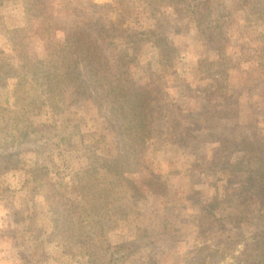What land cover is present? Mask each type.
<instances>
[{"label":"rangeland","instance_id":"1","mask_svg":"<svg viewBox=\"0 0 264 264\" xmlns=\"http://www.w3.org/2000/svg\"><path fill=\"white\" fill-rule=\"evenodd\" d=\"M181 5L0 0V264H249L258 254L264 194L238 190L246 169L264 167V12L246 0H202L197 15ZM96 19L120 32L99 43L110 69L126 52L122 83L153 89L141 159L103 184L91 177L98 157L124 158L136 139L106 95L111 73L93 76L87 54L64 43V30L91 32ZM59 48L77 85L53 73ZM154 180L167 188L151 191Z\"/></svg>","mask_w":264,"mask_h":264},{"label":"trees","instance_id":"2","mask_svg":"<svg viewBox=\"0 0 264 264\" xmlns=\"http://www.w3.org/2000/svg\"><path fill=\"white\" fill-rule=\"evenodd\" d=\"M178 1L182 2L181 6L185 13L189 12L188 14L193 13L197 15L202 0ZM246 1L248 2V6H250V10H252L254 13H257V11L259 13L264 12V8H258L259 6H264V0ZM206 15L204 16L205 19ZM202 16H199L201 17V21L203 20ZM201 21L199 25H201ZM19 31V29H14L12 32L19 33ZM64 32L65 45H72V51H79L81 53L87 54V62L89 64V67L91 68V74H94L93 76L101 79L102 75L111 73L112 81L106 82L104 80L103 83L104 86L108 85L106 95L112 99L111 101L113 107L118 111L117 114L119 113L120 115H124L123 117L127 119V128L130 129L132 135L136 139L134 140V146L130 145L128 146L129 148H126L124 146V158H120V156H112L111 158L99 156L98 158L100 159V162H96L97 166H94V168L91 169V172H94L95 174L91 177H93V180L95 182H98L100 184H103V180H108V182L114 183L116 180L121 181L122 179H127L126 177L128 176L125 175V170L127 169V166L131 164V161H129L128 159L131 158L132 163L139 162L143 153L142 149L144 147L143 143L146 140V134L152 127V118L148 103L153 89L147 83L136 84V82L132 81L130 78H127L126 82L122 83L123 76L126 73V70H123V68H127V65L129 64V61H126V52H123L122 54L120 53V55L118 54L120 67L115 66L110 69L109 59L105 54L101 52L99 43H104L107 40H112L113 38H115L117 35L115 34V32H117L118 34L120 33L117 29H114V27L106 29V25L96 19L93 23V29L91 32L84 30L82 26L78 25H75L72 29L64 30ZM129 41L132 45L136 43V40L134 39H131ZM64 52L65 51L63 48L57 49V54H55L56 58L52 60L51 68L53 70V73L59 74L58 81H62L66 85H77L76 76H74L73 74V67L76 64V61L68 62L65 59L66 56ZM55 87L56 89L54 91H58L59 89H61L60 87ZM51 91L53 92V90ZM50 105L53 106L52 102ZM247 144L248 141L244 140L243 138V142L242 144H240L242 147L241 150L246 149ZM89 171L90 170H86V172ZM262 173H264V167H262V164L260 166L258 164L254 168L251 167L246 169V176L242 180L243 183L241 185V189L238 190L240 191L238 193L240 199L247 196L250 200L249 193H251V190H260V196L264 194V177H259L260 175H262ZM128 181L131 182L130 180ZM158 182L160 181L154 180V185L148 182L146 183V185L151 191L154 192H159V188L161 187H163L164 190L165 188H167L162 182V185ZM259 201L262 202L261 200ZM207 214H209L210 218L213 217L211 216L213 214L211 213V210H208ZM213 219L215 218L213 217ZM215 222L221 223L219 219H215ZM233 222L234 224L239 223V219L234 218ZM224 225L225 223L221 224L220 226L221 232H223L226 228V226ZM253 234H258L259 236V238L257 237L255 239L253 250L260 251L257 255H252L253 258L249 262V264H264V230L254 232ZM228 237L230 238V235Z\"/></svg>","mask_w":264,"mask_h":264}]
</instances>
